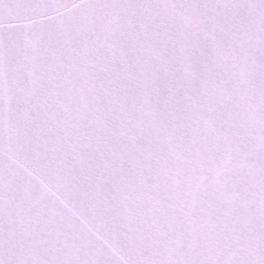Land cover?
Instances as JSON below:
<instances>
[{
  "label": "snow or ice",
  "instance_id": "6c2138e0",
  "mask_svg": "<svg viewBox=\"0 0 264 264\" xmlns=\"http://www.w3.org/2000/svg\"><path fill=\"white\" fill-rule=\"evenodd\" d=\"M0 264H264V0H0Z\"/></svg>",
  "mask_w": 264,
  "mask_h": 264
}]
</instances>
